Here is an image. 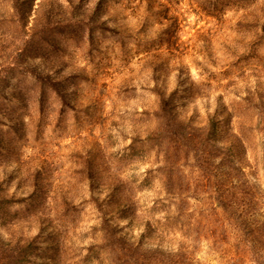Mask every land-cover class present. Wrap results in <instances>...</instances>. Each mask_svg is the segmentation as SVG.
<instances>
[{"label":"rangeland","instance_id":"374dc122","mask_svg":"<svg viewBox=\"0 0 264 264\" xmlns=\"http://www.w3.org/2000/svg\"><path fill=\"white\" fill-rule=\"evenodd\" d=\"M0 264H264V0H0Z\"/></svg>","mask_w":264,"mask_h":264},{"label":"trees","instance_id":"16d2710c","mask_svg":"<svg viewBox=\"0 0 264 264\" xmlns=\"http://www.w3.org/2000/svg\"><path fill=\"white\" fill-rule=\"evenodd\" d=\"M242 185H244V183Z\"/></svg>","mask_w":264,"mask_h":264}]
</instances>
